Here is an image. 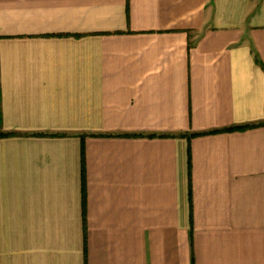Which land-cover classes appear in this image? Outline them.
<instances>
[{
    "label": "crops",
    "instance_id": "0c3cea01",
    "mask_svg": "<svg viewBox=\"0 0 264 264\" xmlns=\"http://www.w3.org/2000/svg\"><path fill=\"white\" fill-rule=\"evenodd\" d=\"M0 264H264V0H0Z\"/></svg>",
    "mask_w": 264,
    "mask_h": 264
},
{
    "label": "trees",
    "instance_id": "16d2710c",
    "mask_svg": "<svg viewBox=\"0 0 264 264\" xmlns=\"http://www.w3.org/2000/svg\"><path fill=\"white\" fill-rule=\"evenodd\" d=\"M5 134H7V133H0V135H5Z\"/></svg>",
    "mask_w": 264,
    "mask_h": 264
}]
</instances>
